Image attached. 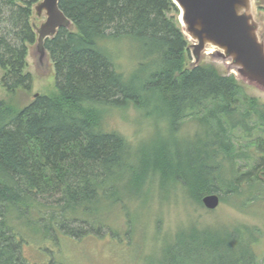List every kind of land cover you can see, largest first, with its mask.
<instances>
[{"label":"trees","instance_id":"trees-1","mask_svg":"<svg viewBox=\"0 0 264 264\" xmlns=\"http://www.w3.org/2000/svg\"><path fill=\"white\" fill-rule=\"evenodd\" d=\"M38 1L0 0L1 83L13 96L32 87L25 70ZM59 6L73 27L45 41L57 90L23 106L0 100V264H30L22 256L23 233L89 234L86 223L97 219L104 200L113 201L119 182L134 190L159 177L161 191L180 187L199 207L220 190L227 194H219L221 202L235 196L239 208L259 199L264 103L234 74L212 64L186 66L189 41L173 0H60ZM123 40L139 55L128 76L109 45ZM130 106L162 121L166 133L134 144L109 130L108 112ZM188 121L196 131L180 136ZM215 224L180 229L157 264H258L249 240L258 228Z\"/></svg>","mask_w":264,"mask_h":264},{"label":"rangeland","instance_id":"rangeland-1","mask_svg":"<svg viewBox=\"0 0 264 264\" xmlns=\"http://www.w3.org/2000/svg\"><path fill=\"white\" fill-rule=\"evenodd\" d=\"M255 6L256 16L264 25V10L261 9L264 7V0H255ZM44 19V16L33 17L37 23ZM178 19L180 22V14ZM109 45L113 49L117 66L124 75H130L139 61L134 45L127 40L111 42ZM27 62L25 71L33 76L31 90H19L14 96L9 94L2 86L0 68V100H17L20 106H23L30 103L35 94L52 95L57 90L55 70L50 58L40 63L37 52L31 46ZM193 64L194 58L188 49L186 66L191 68ZM199 64L215 65L223 75L234 74L225 63L208 52L203 55ZM236 79L243 85L248 95L264 103V90L237 77ZM144 115L143 111L134 106L126 110L113 109L106 116L107 128L120 132L134 144L150 140L156 131L166 133L162 121H157L156 124ZM196 127L195 122L188 121L180 128L179 134L192 136ZM238 132L240 134V130ZM240 142L241 140L239 145ZM243 161L245 160L241 163ZM124 186L125 182H119L118 191L115 192V187L110 191V195L114 194L113 201L104 200L98 205L100 213L97 219L85 225L90 230L89 234L76 238L56 231L55 238L50 236L42 238L30 232L23 233L26 243L22 256L30 264H157L162 247L180 229L187 228L193 223L203 226L218 223L215 225L228 224L233 227L242 224L258 228L259 231L255 232L256 239L250 237L249 240L255 241L254 249L258 255V264H264V186L259 187L255 193L262 196V199L259 197L252 203H243V208L237 207L234 203L235 196L231 197L229 194L231 198L221 202L213 210L189 203L180 187L161 191L159 177L153 182L146 181L142 188L135 185L134 190H126ZM218 194L227 196L222 190ZM238 203L240 204V201ZM79 223L71 225L78 228ZM100 225L104 227L98 230Z\"/></svg>","mask_w":264,"mask_h":264},{"label":"water","instance_id":"water-1","mask_svg":"<svg viewBox=\"0 0 264 264\" xmlns=\"http://www.w3.org/2000/svg\"><path fill=\"white\" fill-rule=\"evenodd\" d=\"M180 11L183 33L191 42L194 64L205 53L225 63L235 76L264 90V25L256 16L255 0H173ZM60 0H39L33 6V17L45 19L37 23L33 48L40 63L48 61L47 38L54 37L60 28H72L73 22L61 10ZM38 94H35L37 96ZM203 205L216 209L220 195L210 193L202 198Z\"/></svg>","mask_w":264,"mask_h":264}]
</instances>
